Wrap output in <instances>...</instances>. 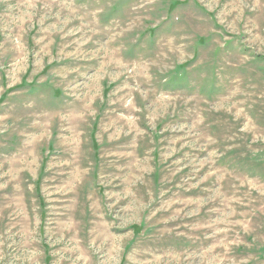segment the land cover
<instances>
[{"label":"rangeland","instance_id":"rangeland-1","mask_svg":"<svg viewBox=\"0 0 264 264\" xmlns=\"http://www.w3.org/2000/svg\"><path fill=\"white\" fill-rule=\"evenodd\" d=\"M0 264H264V0H0Z\"/></svg>","mask_w":264,"mask_h":264}]
</instances>
